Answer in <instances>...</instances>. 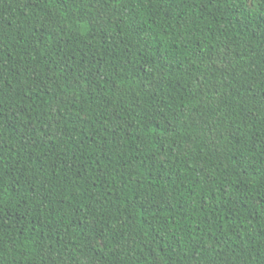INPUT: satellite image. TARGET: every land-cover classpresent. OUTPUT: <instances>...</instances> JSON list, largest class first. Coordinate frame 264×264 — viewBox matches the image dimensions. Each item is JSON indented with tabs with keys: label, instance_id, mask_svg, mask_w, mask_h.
Here are the masks:
<instances>
[{
	"label": "trees",
	"instance_id": "trees-1",
	"mask_svg": "<svg viewBox=\"0 0 264 264\" xmlns=\"http://www.w3.org/2000/svg\"><path fill=\"white\" fill-rule=\"evenodd\" d=\"M0 264H264V0H0Z\"/></svg>",
	"mask_w": 264,
	"mask_h": 264
}]
</instances>
